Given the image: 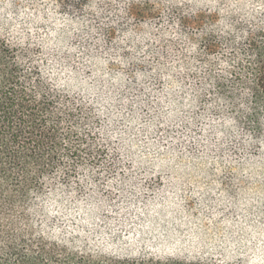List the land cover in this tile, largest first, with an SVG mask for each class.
<instances>
[{
  "label": "trees",
  "instance_id": "obj_1",
  "mask_svg": "<svg viewBox=\"0 0 264 264\" xmlns=\"http://www.w3.org/2000/svg\"><path fill=\"white\" fill-rule=\"evenodd\" d=\"M251 155L264 0H0V264H264Z\"/></svg>",
  "mask_w": 264,
  "mask_h": 264
},
{
  "label": "rangeland",
  "instance_id": "obj_2",
  "mask_svg": "<svg viewBox=\"0 0 264 264\" xmlns=\"http://www.w3.org/2000/svg\"><path fill=\"white\" fill-rule=\"evenodd\" d=\"M258 157L251 155L250 160L256 159L253 166L238 168L243 170L241 173L248 175V178L243 177L242 199L250 203L264 201V160L260 161Z\"/></svg>",
  "mask_w": 264,
  "mask_h": 264
}]
</instances>
